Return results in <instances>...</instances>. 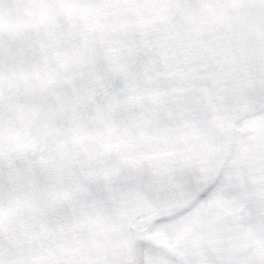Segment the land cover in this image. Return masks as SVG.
I'll return each mask as SVG.
<instances>
[{"label": "snow or ice", "instance_id": "snow-or-ice-1", "mask_svg": "<svg viewBox=\"0 0 264 264\" xmlns=\"http://www.w3.org/2000/svg\"><path fill=\"white\" fill-rule=\"evenodd\" d=\"M0 264H264V0H0Z\"/></svg>", "mask_w": 264, "mask_h": 264}]
</instances>
